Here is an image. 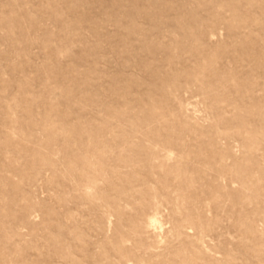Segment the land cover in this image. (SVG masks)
I'll use <instances>...</instances> for the list:
<instances>
[{
	"label": "rangeland",
	"instance_id": "374dc122",
	"mask_svg": "<svg viewBox=\"0 0 264 264\" xmlns=\"http://www.w3.org/2000/svg\"><path fill=\"white\" fill-rule=\"evenodd\" d=\"M0 264H264V0H0Z\"/></svg>",
	"mask_w": 264,
	"mask_h": 264
}]
</instances>
